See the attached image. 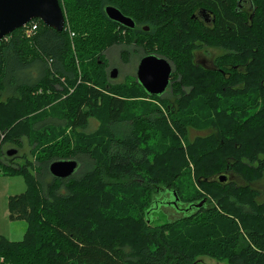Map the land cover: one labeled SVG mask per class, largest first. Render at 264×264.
Returning <instances> with one entry per match:
<instances>
[{"label":"trees","instance_id":"16d2710c","mask_svg":"<svg viewBox=\"0 0 264 264\" xmlns=\"http://www.w3.org/2000/svg\"><path fill=\"white\" fill-rule=\"evenodd\" d=\"M58 1L62 31L35 18L30 36L22 27L0 40V171L27 181L8 197L9 217L26 231L18 241L0 236V264H200L205 254L264 264L255 186L264 181V0H249L245 21L226 0H165L168 12L159 0ZM108 5L128 16L136 9L153 26L128 30L107 17ZM199 6L215 7L221 36L231 38L230 85L192 61L190 42L208 34L190 18ZM135 41L173 63L175 93L109 79L105 50ZM192 129L208 134L191 139ZM21 138L32 141L22 165ZM4 143L17 153L4 155ZM56 159H75L77 172L54 178ZM173 192L179 203H206L151 224L148 213Z\"/></svg>","mask_w":264,"mask_h":264},{"label":"water","instance_id":"95a60500","mask_svg":"<svg viewBox=\"0 0 264 264\" xmlns=\"http://www.w3.org/2000/svg\"><path fill=\"white\" fill-rule=\"evenodd\" d=\"M107 17L125 26H131V19L121 13L116 7L108 5L104 9ZM38 18L46 26L60 32L63 30L65 19L58 0H0V40L14 30L24 27L31 20ZM171 68L164 58L156 55L143 56L137 67V81L149 95L161 94L170 77ZM116 70L113 69L111 77H116ZM2 134L0 133V139ZM17 153V149L9 148L7 156ZM78 162L75 159H56L49 163V173L57 179L70 178L77 170ZM221 181L225 176L219 178ZM173 204L178 200L175 193ZM264 196V189L262 190ZM195 204L200 208L202 203Z\"/></svg>","mask_w":264,"mask_h":264},{"label":"flooded vegetation","instance_id":"af4514ba","mask_svg":"<svg viewBox=\"0 0 264 264\" xmlns=\"http://www.w3.org/2000/svg\"><path fill=\"white\" fill-rule=\"evenodd\" d=\"M165 0H159L158 4L159 6L162 7L164 12H168V10L165 8L166 3L164 2ZM228 2L229 7H232V2H235V12L236 16L242 17L243 20L246 18L244 15H246L247 10L250 9V4L249 0H226ZM136 4V3H135ZM137 6V5H136ZM105 9V8H104ZM118 9V8H117ZM119 10V9H118ZM120 11V10H119ZM123 13L122 11H120ZM124 14V13H123ZM179 16V12L177 11ZM125 16L129 17L131 19L132 25L131 26H125L121 23L120 26H124L128 28V30H132L133 32L143 30V32H147L149 29H151L152 23H143L141 20L137 18L136 14V9L133 10V15L128 16L124 14ZM217 10L215 7L212 6L211 9L199 6L195 8L194 12L191 13L190 18L193 19L200 28H204L208 30L207 35L203 34H198L193 37L192 41L190 42L193 46V56H192V61L196 66H199L205 70L208 71H218L221 76L224 78V82H226V85H230L232 78L235 76L232 73V68H235L237 65L233 66L230 56H228L230 53H232L229 49L232 48V41L229 36L222 37L220 32H222V29L218 27V16H217ZM250 18V16H249ZM177 22L172 26V29L177 33V36L180 38L184 32L183 24L181 22V19L176 18ZM245 21V20H244ZM117 45H123L125 47H130L131 51L129 53L132 54L134 52V55H136V58H134L136 61L135 63V68H133L134 74H133V79L136 81L138 84L139 82L137 81V67L140 62V60L143 58V56L147 55H156V57L159 58H164L170 65L171 68V73L170 77L168 80V84L165 88V90L161 93L158 94L159 96H163L167 93L173 94L174 87L177 85L179 78H175V68L173 66V63L166 59L165 57L160 56L159 54H156L155 52H150L149 46L147 45V50L146 48L140 47L139 44L135 42L133 43H120ZM129 45V46H128ZM136 49V51H134ZM139 53V54H138ZM138 54V55H137ZM123 57V52L121 51L120 58L122 60ZM120 60V61H121ZM131 63V62H130ZM115 69L117 75L119 74L118 68L113 67L109 63L106 66V70L109 76L110 80H114L116 77H111V72L112 70ZM226 79V80H225ZM142 87V86H141ZM185 89L184 87L181 88V90ZM147 93V92H146ZM148 94V93H147ZM156 95V96H158ZM226 177H230V173L226 172L225 173ZM163 204L169 205L174 207L176 210L181 211V212H189L192 210V206H195V204H185V203H179L178 200L176 201V204H173V199H167L166 196H163V199L161 200ZM205 201L202 203V206L205 205ZM196 208V207H195Z\"/></svg>","mask_w":264,"mask_h":264},{"label":"rangeland","instance_id":"374dc122","mask_svg":"<svg viewBox=\"0 0 264 264\" xmlns=\"http://www.w3.org/2000/svg\"><path fill=\"white\" fill-rule=\"evenodd\" d=\"M23 33L25 34V31H23ZM70 34L71 36L73 35V33H70ZM137 50L138 49L135 48L134 51L137 52ZM121 51L123 52L122 60L120 58ZM130 51H131L130 47L127 48L123 45L120 46L117 44L112 45L105 50L104 55H105V58H107V61H108L107 63H109L115 68H118L119 70V74L112 81H115L118 83L122 81L130 82L131 80H134L133 79L134 78L133 68H135V63L137 60L134 59L136 58V55H134V52H132L131 54L129 53ZM95 127H97V121H95L94 119L93 121L90 120L87 130L91 131ZM69 131L70 130L67 129V132ZM0 133L2 134V137H3V132H0ZM200 134L205 135L208 133L206 130H193L192 129L191 132L189 133V137L192 139L194 136H197ZM31 142H32L31 139L26 140L25 138H21L20 143L22 144H21V147L18 149L19 150L18 155L14 158L15 164L22 165L25 162L22 156L32 159V156L30 155V143ZM1 148H2L3 154L6 155V151L9 148H16V147L9 143H4L1 146ZM3 161L7 162V160H4V159ZM26 182L27 181H25V178L23 177V175H19V174L5 175L2 173V170L0 171V236H3L4 238L11 240V241H18L23 238L25 231H26L27 224L25 220L23 219L16 220V219H11L9 217L8 197L11 195L22 193L26 189ZM255 186L256 188L262 191L264 189V181L256 183ZM166 198L169 200V199H172V196H170V194L167 193ZM159 199H162V196H159ZM182 214L183 212L176 210L172 206H169L166 204H159L158 207L154 206L152 210L148 213V216H149L148 218L151 224L156 225V224H161L167 220L174 219ZM198 261L200 262V264H227L226 261L217 260L214 257H211L206 254L199 255Z\"/></svg>","mask_w":264,"mask_h":264},{"label":"built area","instance_id":"2783aa9c","mask_svg":"<svg viewBox=\"0 0 264 264\" xmlns=\"http://www.w3.org/2000/svg\"><path fill=\"white\" fill-rule=\"evenodd\" d=\"M36 28H37V24L36 23H34V22H31L30 24L27 23L24 26L25 35L30 36L31 34L34 33Z\"/></svg>","mask_w":264,"mask_h":264}]
</instances>
